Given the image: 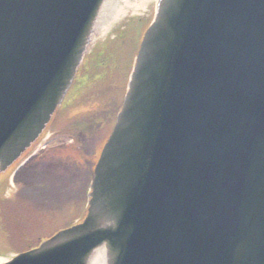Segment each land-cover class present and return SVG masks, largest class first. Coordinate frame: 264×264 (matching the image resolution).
I'll return each instance as SVG.
<instances>
[{
    "label": "water",
    "instance_id": "obj_1",
    "mask_svg": "<svg viewBox=\"0 0 264 264\" xmlns=\"http://www.w3.org/2000/svg\"><path fill=\"white\" fill-rule=\"evenodd\" d=\"M106 0H0V175L69 89ZM85 217L0 264H264V0H159Z\"/></svg>",
    "mask_w": 264,
    "mask_h": 264
},
{
    "label": "rangeland",
    "instance_id": "obj_2",
    "mask_svg": "<svg viewBox=\"0 0 264 264\" xmlns=\"http://www.w3.org/2000/svg\"><path fill=\"white\" fill-rule=\"evenodd\" d=\"M128 3H133V1L129 0ZM138 3L140 2L135 1L133 4L135 10L130 11L124 18L125 20L120 19V15L114 20V23L118 24L120 20L125 22L133 17L141 18L143 20L142 23L148 21L154 11L152 6L155 5L152 2L148 6V11L144 12L142 8L139 9L142 3L139 5ZM126 4L127 1H125L124 6ZM119 11L120 9L117 12ZM113 24L111 22L106 27L101 39L106 36L109 29L113 28L111 27ZM123 27L124 25L120 24V29ZM143 31L144 29L142 28V30L138 29L133 33L132 46L126 45L124 47L123 44L121 45L125 57L120 58L118 65L121 72L120 77H114L113 81L108 79L104 85H99L96 89L98 91L97 95H94L97 92L93 91L94 88L89 90L93 82L100 78L101 72L104 70L100 65L102 63L108 65L110 56L115 52L113 50L114 47L113 49L95 50L85 61L87 71L80 76L83 79L90 74L87 90L79 89L78 86L81 85V82H79L76 86H73V89L70 90L66 97L61 110V113H63L61 121L66 124L83 126L86 130L89 129L93 132H85L80 128L76 130L74 127L58 129V132H53L47 141L44 142L47 160L42 161L43 164L48 163L50 165L64 162L66 164L64 166H73L77 170L82 167V175L71 168H68L66 176L61 171L60 181L56 180L54 188L50 190L47 173L44 174V171L32 169V171L27 173L29 180H32L30 188L22 189L23 191H21L20 186L7 184L0 203V225L4 228V231L0 230V240L10 245L1 244L0 242V251L4 252H0V261L9 259L13 255V252L7 251L4 246L8 245L11 246L10 249L14 248V250L19 249V252H25V250L36 246L55 232L71 226L76 219L80 220L84 216L85 179L82 177L86 175L89 178L92 170L91 165L93 166L97 160L101 148L110 134L117 110L124 97V78L128 76L131 59L137 51V42ZM117 48L120 50V45ZM96 67L97 70H95ZM97 107L101 109L97 110ZM69 112H72L73 116L71 119L65 120ZM82 136L84 139H82ZM78 137H81V140ZM44 144L41 145L43 146ZM87 152L91 155L84 157ZM74 177L75 179H80L77 183L78 185L72 188L73 191L67 192L68 188H65V185L68 187V185L72 184L73 180L71 183L70 180L74 179ZM51 179L57 178L51 177ZM18 193H20L18 200H13L7 205L4 204L6 201L11 200L12 197L17 196Z\"/></svg>",
    "mask_w": 264,
    "mask_h": 264
},
{
    "label": "bare ground",
    "instance_id": "obj_3",
    "mask_svg": "<svg viewBox=\"0 0 264 264\" xmlns=\"http://www.w3.org/2000/svg\"><path fill=\"white\" fill-rule=\"evenodd\" d=\"M128 8V7H126ZM127 10V9H126ZM125 10V11H126ZM104 259V256L102 255V253L98 254V256L94 259L93 263L92 264H105V260Z\"/></svg>",
    "mask_w": 264,
    "mask_h": 264
}]
</instances>
